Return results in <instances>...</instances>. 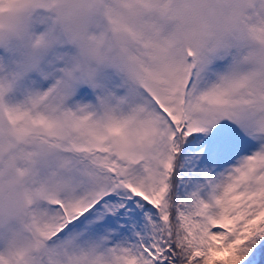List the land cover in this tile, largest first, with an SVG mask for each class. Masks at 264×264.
Returning <instances> with one entry per match:
<instances>
[{"label": "snow or ice", "instance_id": "1", "mask_svg": "<svg viewBox=\"0 0 264 264\" xmlns=\"http://www.w3.org/2000/svg\"><path fill=\"white\" fill-rule=\"evenodd\" d=\"M0 264H264V0H0Z\"/></svg>", "mask_w": 264, "mask_h": 264}]
</instances>
